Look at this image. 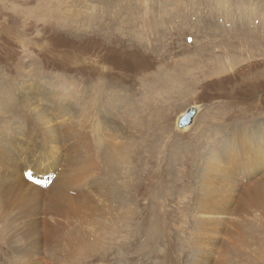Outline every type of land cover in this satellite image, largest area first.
Masks as SVG:
<instances>
[{
  "label": "rangeland",
  "instance_id": "1",
  "mask_svg": "<svg viewBox=\"0 0 264 264\" xmlns=\"http://www.w3.org/2000/svg\"><path fill=\"white\" fill-rule=\"evenodd\" d=\"M169 2L177 3L182 15L196 14L185 0H125L129 8L124 9V13L115 17V9L110 10V14L106 9L103 19L91 23L77 19L71 22L70 17L27 16L15 21L5 14L3 0H0V87L7 83L12 90L26 80L43 83L46 87H51V83L60 84L58 88L64 89L69 86V95L83 108L81 121L92 124L98 115L106 113L110 101L101 86L106 79L104 75L115 66L119 70L130 68L127 70L134 84L133 102L127 112L131 118H122L124 112L120 118L125 124L124 130L133 136L132 146L142 151L138 161L142 174L139 185L142 188L136 190L138 207L121 212V222L114 229L92 239L98 243L95 251L76 258L73 264H98L91 263L90 259L97 253L106 255L104 264H192L199 256H207L210 248L219 254L235 252L240 264H264V233L259 232L264 226L255 225L249 217L245 231L258 229L255 239L246 236V241H237L232 233L233 217V222L219 230L214 246L210 239L215 236L216 228L199 225L192 210L197 194L196 167L199 162L207 163L209 149L213 146L221 153L226 151L233 134L238 133L233 130L235 121H242L247 129L255 128L256 124L264 126V38L258 40L260 43L253 36L234 39L229 40L231 45H228L222 43V37L205 39L202 33L195 40V34L186 30L183 39L177 42V50L169 51L170 39L177 34L168 31L166 37L164 33L153 36L141 24L147 16L164 22L166 27L179 28L181 21L171 19L168 14ZM89 27L95 29L89 34L81 33ZM134 34L146 45L163 48L162 51L131 47L130 38ZM204 49L206 53L202 52ZM231 49L232 53L225 54ZM219 61L230 67L216 71ZM97 66L100 72L93 69ZM83 70L91 75H84ZM95 72L97 76L92 75ZM165 74L173 79V84H164ZM13 94L16 100L1 88L0 98L4 103L1 106L12 105L14 111L28 115L26 111L30 108L26 106V110L20 111L14 91ZM89 94L92 99L87 97ZM142 102L147 104L141 106ZM190 109L195 112L193 123L184 131L185 128H178V115ZM239 138L237 141L244 151L247 145L244 138ZM242 157L229 163L246 185L256 176L245 174L242 163L246 160ZM245 165L248 168L250 163ZM184 169L188 174V187L180 182ZM148 174L153 176L146 177ZM210 174L212 179H223L216 161ZM25 176L30 182L42 184L32 172ZM148 202L151 206L154 202L156 207L150 209ZM0 252L4 253L2 263L14 264L7 251L0 249ZM39 259H43V254H37Z\"/></svg>",
  "mask_w": 264,
  "mask_h": 264
},
{
  "label": "bare ground",
  "instance_id": "2",
  "mask_svg": "<svg viewBox=\"0 0 264 264\" xmlns=\"http://www.w3.org/2000/svg\"><path fill=\"white\" fill-rule=\"evenodd\" d=\"M185 1L194 7L196 14L182 15L178 4L169 2L168 14L171 19L181 21L179 28L166 27L164 22L147 16L141 22L153 36L164 33L166 37L168 31L177 34L170 39L169 51L179 47L177 42L186 30L195 34V40L202 33L205 39L222 37V43L228 45L229 40L234 39L253 36L258 41L264 38V0ZM72 7L74 11H71ZM128 8L125 0H3L5 14L15 21L27 16L41 19L70 17L68 21L71 22L77 19L91 23L103 19L106 9H109L108 14L115 9L117 17ZM65 10L68 11L64 13ZM163 18L166 21L164 15ZM94 29L89 27L81 33L89 34ZM117 38L121 36L117 35ZM130 40L131 47L160 49L146 45L135 34ZM207 47L210 50V46ZM176 50L175 55L178 54ZM231 51L227 50L225 54ZM220 63L216 71L230 67ZM93 69L99 71L98 66ZM119 69L112 67L110 73L104 75L106 79L101 86L110 101L106 113L98 115L92 124L81 121L83 108L69 95V86L58 88L60 84L51 83V87H46L43 83L26 80L15 86L10 84L16 87L12 90L7 83L0 87L13 99L14 91L20 111L26 110V106L30 108L26 111L28 115H21L12 105L2 107L0 98V249L7 251L14 264H73L76 258L95 251L98 243L92 239L114 229L121 222V212L138 207V189L142 188L139 187L142 174L138 161L142 151L132 146L133 136L124 130L125 124L120 118L123 112L122 118H131L127 111L133 102L134 84L127 70L130 68ZM83 72L91 75L87 70ZM92 75L97 76V72ZM165 75L164 84H173V79ZM140 77L143 75L138 79ZM87 97L92 99L91 94ZM146 104L140 103L141 106ZM182 115H178L177 123ZM138 123L141 122L138 120ZM189 125H178V128H185V131ZM232 126L238 133L233 134L226 151L221 153L212 146L207 163L199 162L195 171L194 218L202 227L216 228L215 236L210 239L214 246L219 230L233 222V217L232 233L237 241L255 239L254 233L258 229L245 231L249 217L255 225L264 226V126L256 124L255 128L247 129L242 121H235ZM239 137L244 138L247 145L244 151L237 141ZM240 156L246 160L242 163L245 174L256 176L246 185L229 163ZM215 161L223 176L221 180L212 179L210 174ZM248 162L251 171L245 165ZM30 172L42 182L41 185L26 178ZM187 176L184 169L180 178L183 187L189 186ZM150 184L148 182L147 186ZM147 205L150 209L156 207L154 202L152 206L150 202ZM259 232L264 233V229ZM207 252V256H199L192 264H240L235 259V252L219 254L213 248ZM36 253L43 254V259L37 260ZM3 254L0 252V264H4ZM96 255L90 256L91 263L104 264L106 255Z\"/></svg>",
  "mask_w": 264,
  "mask_h": 264
},
{
  "label": "water",
  "instance_id": "3",
  "mask_svg": "<svg viewBox=\"0 0 264 264\" xmlns=\"http://www.w3.org/2000/svg\"><path fill=\"white\" fill-rule=\"evenodd\" d=\"M194 110L190 109L187 111V113H185L184 115H182L178 121V125L179 126H185L188 125L192 122V119L194 117Z\"/></svg>",
  "mask_w": 264,
  "mask_h": 264
}]
</instances>
